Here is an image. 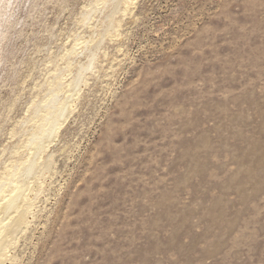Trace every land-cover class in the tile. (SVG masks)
I'll use <instances>...</instances> for the list:
<instances>
[{
    "label": "rangeland",
    "instance_id": "1",
    "mask_svg": "<svg viewBox=\"0 0 264 264\" xmlns=\"http://www.w3.org/2000/svg\"><path fill=\"white\" fill-rule=\"evenodd\" d=\"M124 1L3 7L0 182L75 94L5 264H264V0Z\"/></svg>",
    "mask_w": 264,
    "mask_h": 264
},
{
    "label": "bare ground",
    "instance_id": "2",
    "mask_svg": "<svg viewBox=\"0 0 264 264\" xmlns=\"http://www.w3.org/2000/svg\"><path fill=\"white\" fill-rule=\"evenodd\" d=\"M12 1L13 0H0V39L3 37V31L1 30L2 22L5 20V17H7V13L3 11V7L10 5ZM103 1L105 2V0ZM127 3L125 2V4ZM90 67L91 65L88 66L87 69ZM56 85V89L54 88L51 96L44 102V104L40 103L37 106L35 109V115L31 119L32 122L37 119H39V121L35 124L36 130H32L33 133L31 132L33 140L30 142V145H27V148H29L31 152L30 157L28 156L29 159L27 158L28 160H26V163H22L23 165L18 166L17 168L15 167L14 171L9 173L8 176H5L6 178H2L3 181L0 182V264H5L10 259V256L7 254V248L12 244L14 235L18 231H21L27 224L28 215L30 214L33 206V201L31 200V192L33 191V188L27 180L22 179L21 175L28 178L38 169L37 167L39 165L37 163V159H40L41 155H43V153L47 150L48 140L57 133V130H59L60 127H62L65 122L63 119H66V121L68 120L67 112L70 111V107L68 106L69 101L70 99H73L75 94H69L70 96L67 98L60 99V89H62V86L60 88L58 85L57 89ZM68 93H71V90ZM46 167L47 166L44 168ZM40 168H42V166H39V169ZM36 173L37 172H35V174Z\"/></svg>",
    "mask_w": 264,
    "mask_h": 264
}]
</instances>
